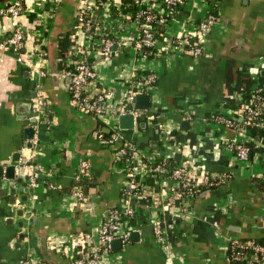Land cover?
<instances>
[{
    "label": "crops",
    "instance_id": "crops-1",
    "mask_svg": "<svg viewBox=\"0 0 264 264\" xmlns=\"http://www.w3.org/2000/svg\"><path fill=\"white\" fill-rule=\"evenodd\" d=\"M22 2L18 26L24 32V62L1 46L11 20L0 16V164L15 165L24 186L23 192L12 194L9 187L18 186L16 180L0 179V264H68L75 252L67 241L94 233L102 216L121 205L126 175L112 149L95 137L101 121L70 103L60 77L78 47L88 49L97 85L108 91L112 106L126 95L132 74L156 76L145 93L149 107L140 110L137 125L124 130L112 119L103 123V130L120 129L143 156L212 176L229 175L225 182L190 198L180 195L170 205L167 196L173 183L148 175L147 199H134L133 215L119 220L117 235L127 234V239L122 245L118 237L120 247L112 245L98 264H235L228 253L233 239H264V126L242 134L254 144V152L241 161L228 145L232 129L211 118L220 114L239 119L242 103L264 84V0H185L163 29L171 45L159 43L148 56L132 45L138 24L119 9L123 0ZM87 4L113 38L108 58L97 52L99 35L91 40L75 26L79 10ZM111 8L118 10L115 17ZM208 12L219 19L204 34L202 53L194 56L174 48L172 41L192 32ZM38 90L47 100L50 122L38 125V142L31 147L35 157L20 155L14 161L13 154L26 148L24 112L26 104L30 111ZM81 159L90 162L86 202L71 194ZM28 165L42 169L32 188L27 184ZM141 171L144 179L147 172ZM24 193L26 201L21 200ZM152 218L161 221L164 243L155 239Z\"/></svg>",
    "mask_w": 264,
    "mask_h": 264
},
{
    "label": "built area",
    "instance_id": "built-area-1",
    "mask_svg": "<svg viewBox=\"0 0 264 264\" xmlns=\"http://www.w3.org/2000/svg\"><path fill=\"white\" fill-rule=\"evenodd\" d=\"M139 9L134 13H123L127 18H133L138 24L137 33L132 45L141 56L151 54L159 43L168 45L169 40L163 34H157L154 25L164 26L169 22V16L176 12V8L181 7L185 0H132ZM90 4L79 10L75 26L78 27L88 38L94 39V34L100 36L97 44V52L108 58L113 53V38L109 36L108 28L96 20ZM124 7V3L122 2ZM123 7H119L123 8ZM24 11L22 0H7L0 4V16H7L11 20L10 34L1 43L5 48H11L18 62L22 59V47L24 32L18 26V18ZM127 15V16H126ZM219 16L214 12L206 13L195 25V29L172 41L174 48L182 50L186 54L197 56L203 50V36L218 21ZM95 40V39H94ZM171 42V41H170ZM95 43V41H94ZM96 44V43H95ZM171 45V44H170ZM88 50V49H87ZM78 47L75 52L76 57L72 63L62 70L60 77L64 81V86L69 95L70 103L84 114L92 115L99 119L102 124L108 125L110 120H117L120 115L131 114L134 118V127L141 120V111L135 107V97L139 93H146L155 81V74L147 72L144 74H132L128 91L123 99L117 104L109 103V93L105 89L98 87L97 74L90 61L89 52ZM242 113L239 119L223 115H213L211 118L223 123L232 129L233 134L228 145L234 151L236 158L245 161L249 158V148L241 138L247 127L258 128L264 126V84L258 85L251 92L248 98L242 103ZM50 109L45 95L38 90L35 102L30 106L26 123L33 128L32 137L27 138L26 143L32 147L37 144V131L39 123L49 124ZM103 124V126H104ZM110 130L107 134L106 131ZM103 130L100 126L95 131V137L99 142H105L111 149L115 161L122 167L126 180L121 190L120 203L117 208H111L102 216L98 227L94 233L79 234L71 237L67 241V246L74 248L75 256L68 264H98L103 253L109 251L112 242L119 236L117 230L119 220L122 216L133 215L134 199H147L144 190L145 182L142 178V171L149 175L172 182L167 203L170 205L180 195L189 197L196 192L200 185H217L226 181L229 175L212 176L206 172H197L187 168L184 164L173 166L168 177L162 176L166 172L165 162L156 161L152 156L139 154L138 145L134 141L127 140L118 128ZM26 143L24 147H26ZM35 157L34 150H31L28 160ZM30 167L27 178L28 188L34 187L40 181L41 168ZM144 171V172H145ZM90 162L88 159H81L73 173V180L80 182L90 179ZM181 190L185 191L182 194ZM71 194L80 202H86L87 195L81 185L72 188ZM152 231L155 239L159 243H164L166 235L163 231L159 218H152ZM122 245L127 239V234L119 237ZM229 259L231 261L247 264H264V244L253 241H241L233 239L229 246Z\"/></svg>",
    "mask_w": 264,
    "mask_h": 264
},
{
    "label": "water",
    "instance_id": "water-1",
    "mask_svg": "<svg viewBox=\"0 0 264 264\" xmlns=\"http://www.w3.org/2000/svg\"><path fill=\"white\" fill-rule=\"evenodd\" d=\"M149 94H145V93H139L136 95L135 97V107L139 110H144V109H148L149 107ZM28 108V110H27ZM25 115L29 114V104H26V111L24 112ZM186 123V122H185ZM143 124H140V126H142ZM118 126L120 129H124V130H131L134 128V118L131 114H124V115H120L118 117ZM24 134L27 138L32 137L33 135V128H31L30 126H27L24 130ZM31 147L32 145L30 143L26 144V148L23 149L22 153L21 152H15L12 156V160L14 161H18L20 155H22L23 157H27L30 155L31 152ZM174 157L176 159H178L180 157L179 154H175ZM25 162V160H24ZM28 163V161L26 162ZM15 165L11 164V165H2L0 164V179L4 178L5 180H11V179H15L16 183L19 184L18 186H10L9 187V193H16V192H23L24 191V186L22 184V177L21 176H17L16 170H15ZM27 194L24 193L23 196L21 197L22 201H26L27 200ZM10 203L14 204L15 203V198L12 197L10 198ZM19 212L22 213V209L18 210ZM22 225V224H20ZM20 237H23V234H20ZM120 241L116 240L113 241V247L114 248H118L120 247Z\"/></svg>",
    "mask_w": 264,
    "mask_h": 264
},
{
    "label": "trees",
    "instance_id": "trees-1",
    "mask_svg": "<svg viewBox=\"0 0 264 264\" xmlns=\"http://www.w3.org/2000/svg\"><path fill=\"white\" fill-rule=\"evenodd\" d=\"M123 2H124V7H123V9H122V12H123V13L131 12V13H132V17H134V13L139 9L140 6H138L137 4H134L132 0H123ZM176 10H177V8H176ZM111 13H112V16L115 17L116 14L118 13V10H116L115 8H111ZM174 14H175V13H174ZM174 14H173V15H174ZM173 15H172V16H169V17H170L169 19H171V18L173 17ZM154 27H155L156 30H157V34H163V29L165 28V25H164V26H157V25H154ZM150 51H151V54H149V55H153V53H154L155 50H154V49H151ZM147 56H148V55H147ZM100 126L102 127L103 124H102L101 122H98V128H99ZM248 128H251V127H247L246 130H247ZM108 132H110V130L106 131L105 134H107ZM244 143H245L246 146H248V148H249V157H251L252 154H253V152H254V144L251 143V142H248V141H246V140H244ZM102 144H103V145H107L105 142H102ZM107 146H108V145H107ZM156 161L160 162V161H162V160L158 159V160H156ZM164 162H165L166 172L163 173L162 176L168 177L169 174L171 173L172 168H173L172 161H171V160H165ZM148 175H149L148 173L144 174V176H145V178L143 179L144 182L147 181V180L149 179V176H150V175H149V176H148ZM144 176H143V177H144ZM160 178H161V177H160ZM90 184H91V178H90V179L82 180V181H80V182H75V181L73 180V181L71 182L70 185H71V188L75 187L76 185H81V186L83 187L84 191H86L87 187H88ZM213 186H215V185H200V186L197 187L196 192H195L194 194H192V195H189V196H190V197H193V196H195L196 194H198L200 191H202V190H204V189H206V188L213 187ZM181 192H182V194H185V191H184V190H181ZM124 217H126V216H122V218H124ZM254 242H255V243L264 244V239H256V240H254ZM228 253H230V250H229ZM232 262L235 263V264H241V262H236V261H232Z\"/></svg>",
    "mask_w": 264,
    "mask_h": 264
}]
</instances>
